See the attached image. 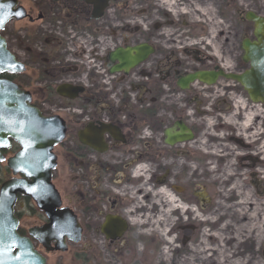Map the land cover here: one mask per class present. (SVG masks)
I'll list each match as a JSON object with an SVG mask.
<instances>
[{
	"label": "flooded vegetation",
	"instance_id": "1",
	"mask_svg": "<svg viewBox=\"0 0 264 264\" xmlns=\"http://www.w3.org/2000/svg\"><path fill=\"white\" fill-rule=\"evenodd\" d=\"M25 1L17 0L25 34L70 24L102 37V71L55 65L30 82L22 80L27 65L0 73L43 114L64 120L50 183L59 208L76 216L81 240L118 259L140 257L155 238L166 245L162 257L180 264H264V98L230 77L248 68L242 43L255 39L253 17H264V0ZM1 35L8 45L13 35L6 28ZM141 45L147 50L138 63L110 72L111 51ZM198 72L217 75L188 80ZM62 80L82 81L83 90L61 97L55 83ZM19 149L11 138L0 148L7 175L0 185L25 179L7 166ZM39 191L43 203L52 201L53 190ZM13 212L19 235L45 258L53 253L29 235L48 221L35 201L18 192ZM106 220L118 224L109 237Z\"/></svg>",
	"mask_w": 264,
	"mask_h": 264
},
{
	"label": "water",
	"instance_id": "2",
	"mask_svg": "<svg viewBox=\"0 0 264 264\" xmlns=\"http://www.w3.org/2000/svg\"><path fill=\"white\" fill-rule=\"evenodd\" d=\"M96 8L103 7L102 1H94ZM22 13V15H16ZM26 16L17 0H0V31L11 19L21 20ZM94 17H98L96 14ZM255 22V39H244L243 60L248 62V68L240 74L230 75L252 98H264V17H253ZM145 46L126 49L117 48L109 53L110 72H127L143 58ZM0 73L4 71L22 72L24 65L17 61L7 49L3 36L0 35ZM217 74L198 72L190 75L209 78L210 82ZM209 82V83H210ZM185 86V82H179ZM83 88L69 83L59 84L55 92L65 98H74ZM28 91L21 90L11 81L0 79V148L8 145V138L15 141L20 149L7 159V166L12 174L21 173L25 179L12 178L0 185V264H48L45 257L33 246L28 237L17 232L18 220L13 212L16 193H24L31 197L38 208L43 210L47 223L29 229V235L34 237L49 251H66V239L77 243L81 239V226L71 210L59 208L60 198L50 183V171L55 164L53 145L64 137L65 123L58 115L43 116L38 108L30 104ZM85 135L80 133V139L85 142ZM2 156L0 155V159ZM52 191V201L43 203L46 194L40 188ZM31 189V190H30ZM108 220V219H107ZM101 226L102 232H113L118 224L116 220L108 226L109 220ZM53 243V246L50 244Z\"/></svg>",
	"mask_w": 264,
	"mask_h": 264
},
{
	"label": "rangeland",
	"instance_id": "3",
	"mask_svg": "<svg viewBox=\"0 0 264 264\" xmlns=\"http://www.w3.org/2000/svg\"><path fill=\"white\" fill-rule=\"evenodd\" d=\"M22 1L27 5V1ZM22 25L23 24L18 21L15 23L14 21H10L5 25L8 27L5 28L10 35H13L9 43L10 48L16 53L18 58L25 61L28 66L27 74L22 78L23 82H30L33 75L41 79V73L47 75L46 73L50 72L53 66L60 64H67V71L73 73L72 71L76 65L73 66L72 64L77 63H67L64 55L65 50L61 51L62 48L66 46L65 36H69V32L61 30L60 32L63 35H60L58 31L54 33V31L37 30L36 36H31L30 38L29 36L23 35L22 31L25 30V28L21 27ZM13 39L23 40L25 48L15 47V41ZM59 54L61 55L57 57ZM37 56H40V62L36 60ZM68 72L64 75H67ZM6 176L7 175L2 176V174H0L1 178H5ZM24 222L26 223L28 220L23 218L22 224H24ZM154 239L155 238L149 240V238H147L145 240V244H148L149 248L148 251H144L145 254L140 257L119 259L114 256L113 253H106L104 249L100 248L96 243H92L93 246H91L81 239L77 243H72L67 240V242L71 244L67 245L66 251L48 253L46 254V261L48 264H174L173 261H176L175 264H180L170 253L162 257V252H165L166 245L162 243L160 239H156V242H154ZM174 246L177 245L174 244ZM220 251H222V249ZM202 260L206 261L204 258H202Z\"/></svg>",
	"mask_w": 264,
	"mask_h": 264
},
{
	"label": "built area",
	"instance_id": "4",
	"mask_svg": "<svg viewBox=\"0 0 264 264\" xmlns=\"http://www.w3.org/2000/svg\"><path fill=\"white\" fill-rule=\"evenodd\" d=\"M44 30L54 31V33L58 31L60 35H63L60 32L61 30L70 33L69 36H65L66 46L61 50H65L64 55L67 63L76 62L77 64L72 65L85 66L89 69L95 68L97 72L102 71L100 59L104 52V46L101 35L96 33H80L73 29L69 24L63 29L57 27L53 30L49 28Z\"/></svg>",
	"mask_w": 264,
	"mask_h": 264
},
{
	"label": "snow or ice",
	"instance_id": "5",
	"mask_svg": "<svg viewBox=\"0 0 264 264\" xmlns=\"http://www.w3.org/2000/svg\"><path fill=\"white\" fill-rule=\"evenodd\" d=\"M16 15H22V13H16ZM3 21L0 20V25H2ZM3 69H0V71H2ZM31 190V189H30Z\"/></svg>",
	"mask_w": 264,
	"mask_h": 264
},
{
	"label": "trees",
	"instance_id": "6",
	"mask_svg": "<svg viewBox=\"0 0 264 264\" xmlns=\"http://www.w3.org/2000/svg\"><path fill=\"white\" fill-rule=\"evenodd\" d=\"M36 60H37L38 62H40V56H37V57H36Z\"/></svg>",
	"mask_w": 264,
	"mask_h": 264
},
{
	"label": "bare ground",
	"instance_id": "7",
	"mask_svg": "<svg viewBox=\"0 0 264 264\" xmlns=\"http://www.w3.org/2000/svg\"><path fill=\"white\" fill-rule=\"evenodd\" d=\"M161 234V233H160ZM208 246V245H207ZM202 250V249H201Z\"/></svg>",
	"mask_w": 264,
	"mask_h": 264
}]
</instances>
